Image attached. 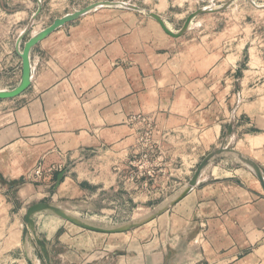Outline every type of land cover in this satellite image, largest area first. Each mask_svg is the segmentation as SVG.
<instances>
[{
    "label": "crops",
    "instance_id": "crops-1",
    "mask_svg": "<svg viewBox=\"0 0 264 264\" xmlns=\"http://www.w3.org/2000/svg\"><path fill=\"white\" fill-rule=\"evenodd\" d=\"M9 10L15 25L13 32L0 33L1 90L15 88L22 77L17 40L26 27L19 17L38 11ZM76 10L32 25L20 49L55 18ZM140 12L93 9L32 48L30 86L0 99V226L44 192L54 203L80 206L119 188L118 163L132 150L139 117L154 120L180 146L175 152L189 162L181 175L188 181L219 146L231 95L239 101L229 140L264 171V59L246 63L244 46L229 53L226 46L215 52L214 43H199L192 33L195 18L189 38L172 37ZM235 80L239 89L231 93L229 82ZM233 161L215 158L186 197L136 228L143 237L93 248L65 244L64 234L46 238L53 263L264 264V189L251 170L229 166ZM15 239L26 244L22 234Z\"/></svg>",
    "mask_w": 264,
    "mask_h": 264
},
{
    "label": "rangeland",
    "instance_id": "rangeland-1",
    "mask_svg": "<svg viewBox=\"0 0 264 264\" xmlns=\"http://www.w3.org/2000/svg\"><path fill=\"white\" fill-rule=\"evenodd\" d=\"M102 1H114L117 4L113 6L104 5ZM100 2L102 5L97 6V8L101 9L127 10L131 8L126 7L122 2H130L143 8L153 9L155 12L159 11L158 13L175 30L182 28L192 12L208 6L216 7L213 11H205L195 17L192 24L194 39L202 44L214 43L215 52L221 51L222 45L226 46L228 50L224 49L229 53H235L244 46L246 63L250 59L257 58V56L264 59V0H0V33L13 32L15 25L14 12L9 10L13 7L25 8L29 6L32 11L38 9L37 13L30 16V18L23 19L21 16L19 17L20 22L18 23L22 22V27H26L23 31L25 32L28 29L30 31L32 25L43 26L49 23L56 14H63L74 9L80 10L90 4ZM161 2H165L163 7L160 6ZM139 14L159 24L157 20L145 12L141 11ZM188 30L183 35L187 34L186 37L189 38L190 33H188ZM233 64L234 57L231 56L230 66H233ZM262 72L264 73V65ZM237 74L241 76L242 72L237 71ZM229 84L232 89L231 93L234 89H239L238 80L231 81ZM236 93L238 94V92ZM238 101V96L236 98L232 95L229 97L230 113L227 119H229V124L233 122V127L236 119L235 108ZM227 129L228 126L225 127L217 148L221 146L223 139L226 137ZM169 135L168 132L158 129L156 122L152 119L151 127L145 128L137 124L133 133L134 142L130 146L132 150H130L127 159L125 158L118 163L119 188L107 190L103 197H92L88 203H83L80 206L78 204H55L65 207L79 218L103 227H123L131 221L145 219L154 213L156 218L165 211L172 209L174 204H168L169 200L177 194L176 191L181 183H185V186L189 181H184L181 176L184 171L183 168H187L189 162L176 155L180 146L175 145L170 140ZM228 142L232 141L228 138ZM223 155L233 158L234 161L229 166H241L253 172L252 168L244 164L235 154L223 153L215 158H220ZM143 172L145 173L143 174ZM37 202L54 203L51 195L47 192H44L43 197ZM26 212L27 208H22L17 213V217L7 218L6 224L0 226V264H30L29 257L35 264H46L43 253L31 230H29L27 240H23V230L28 226L25 220ZM34 218L39 237L55 240L64 234L67 235L64 237L65 244L74 243L77 246L83 244H89V247L92 248L93 246H118L128 236H144L142 235L143 232L141 233L136 228L113 234L91 231L49 211L38 212ZM22 227L23 230L20 231ZM19 234H22V241L26 244H21L19 240L15 239ZM69 235L70 237H68ZM78 235H84L85 237L75 241L74 237ZM17 243H20V245L17 246ZM97 250H103V248H94L90 250V254L96 253ZM94 259L98 260V257H94ZM94 259L93 261L97 262Z\"/></svg>",
    "mask_w": 264,
    "mask_h": 264
},
{
    "label": "water",
    "instance_id": "water-1",
    "mask_svg": "<svg viewBox=\"0 0 264 264\" xmlns=\"http://www.w3.org/2000/svg\"><path fill=\"white\" fill-rule=\"evenodd\" d=\"M109 3H106L105 5H108ZM98 6V3H93L88 6H86L83 9L76 10L74 12L68 13L62 17H57L53 21L52 24L47 26L46 28L42 29L41 31L37 32L36 34L32 35L28 40L25 41L23 50L20 49V45L23 42L25 36L27 33H29V29L23 32V34L18 38L17 40V50L22 58V77L21 81L19 84L13 88V89H0V99H6V98H12L15 97L19 94H21L23 91H25L31 84V61H30V53L32 48L43 38L51 34L53 31H55L58 27L63 26L64 24L71 22L73 20H76L86 14L87 12L96 9ZM128 8L134 9V10H139V11H144L146 14L157 20V22L161 25L162 29L170 36L172 37H180L182 36L190 27L191 21L198 15L201 14L205 11H213L215 8H201L197 10L196 12H192L189 14L187 17L186 21L184 22V25L180 30L175 32L173 29H171L165 20V18L160 15L159 13L143 8L141 6H138L137 4L130 3L125 5ZM233 122H231L228 125L227 129V135L223 139L221 146L219 148H216L209 152L199 163L197 168L194 171L193 176L189 179L188 183L184 186V188L178 193V196L176 198H172V200H169L168 204H176L179 201H181L184 197H186L191 190L199 183V179L203 171L211 164V162L214 160L215 157L218 155H221L223 153H232L235 154L244 164L247 166L251 167L254 174L256 177L259 179L261 182V185L264 189V171L254 159L249 157L248 155H245L244 153L240 152L239 150L234 149L233 143L228 142V138H230L233 134ZM63 174L59 176V181L61 180ZM41 211H49L52 213H55L59 215L60 217L76 224L79 225L85 229L91 230V231H96V232H101V233H108V234H113V233H122L125 230L131 229V228H137L146 222H149L153 218H155L156 214H152L151 216L147 218H143L140 220H134L131 221L127 224H125L123 227L122 226H116V227H103L99 226L93 223H90L82 218H79L75 215H73L71 212H69L65 207L63 208L62 206H59L55 203H48V202H36L34 204H31L27 208L26 212V217L25 220L28 223V226H26L23 230V240H27V236L29 234V230L32 231L36 242L38 246L40 247L43 256L45 258L46 264H53L52 258H51V249L50 246L47 242L46 239L39 237L37 227H36V221H35V214ZM161 211V210H160ZM158 211V213H160ZM29 263L30 264H35L33 260L29 257Z\"/></svg>",
    "mask_w": 264,
    "mask_h": 264
},
{
    "label": "built area",
    "instance_id": "built-area-1",
    "mask_svg": "<svg viewBox=\"0 0 264 264\" xmlns=\"http://www.w3.org/2000/svg\"><path fill=\"white\" fill-rule=\"evenodd\" d=\"M137 124L142 125V126H144L145 128L151 127V119H149V118H147V117H139V118H137L136 121H135L134 128L137 126ZM144 173H145V172H143V174H144ZM36 174H37V175H41V174H42V169L40 168V166H39V168L37 169Z\"/></svg>",
    "mask_w": 264,
    "mask_h": 264
},
{
    "label": "bare ground",
    "instance_id": "bare-ground-1",
    "mask_svg": "<svg viewBox=\"0 0 264 264\" xmlns=\"http://www.w3.org/2000/svg\"><path fill=\"white\" fill-rule=\"evenodd\" d=\"M106 3H109L108 5H115V2H105V4ZM124 5H126L125 3H123ZM210 8H213V7H206V9H210ZM167 22V21H166ZM167 25L170 27V25L167 23ZM171 28V27H170ZM172 29V28H171ZM175 32H177V31H175ZM179 193V192H178ZM178 193L174 196L175 198H176V196H178ZM173 197V198H174ZM171 200H172V198H171ZM170 200V201H171Z\"/></svg>",
    "mask_w": 264,
    "mask_h": 264
}]
</instances>
